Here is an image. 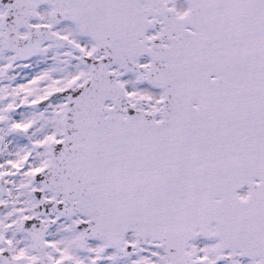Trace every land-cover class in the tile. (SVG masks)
I'll use <instances>...</instances> for the list:
<instances>
[{"label":"snow or ice","instance_id":"obj_1","mask_svg":"<svg viewBox=\"0 0 264 264\" xmlns=\"http://www.w3.org/2000/svg\"><path fill=\"white\" fill-rule=\"evenodd\" d=\"M0 264H264V0H0Z\"/></svg>","mask_w":264,"mask_h":264}]
</instances>
